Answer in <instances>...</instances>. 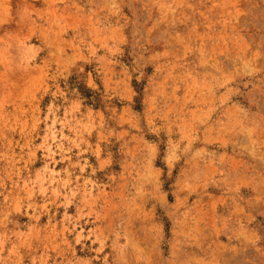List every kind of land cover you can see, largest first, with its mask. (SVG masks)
<instances>
[{
    "label": "rangeland",
    "instance_id": "rangeland-1",
    "mask_svg": "<svg viewBox=\"0 0 264 264\" xmlns=\"http://www.w3.org/2000/svg\"><path fill=\"white\" fill-rule=\"evenodd\" d=\"M0 264H264V0H0Z\"/></svg>",
    "mask_w": 264,
    "mask_h": 264
}]
</instances>
